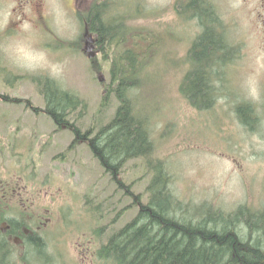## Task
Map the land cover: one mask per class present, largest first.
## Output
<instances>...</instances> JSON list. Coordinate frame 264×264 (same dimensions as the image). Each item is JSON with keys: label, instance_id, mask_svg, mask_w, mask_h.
I'll return each mask as SVG.
<instances>
[{"label": "rangeland", "instance_id": "374dc122", "mask_svg": "<svg viewBox=\"0 0 264 264\" xmlns=\"http://www.w3.org/2000/svg\"><path fill=\"white\" fill-rule=\"evenodd\" d=\"M112 1L134 14L135 4L140 5L133 22L142 31L137 45L148 58L147 77L131 94L137 96V111L142 104L152 111L151 136L172 175L174 195L226 210L240 203L263 206L264 0H209L227 40L238 49L218 70L220 82L214 88L220 96L208 110L194 108L179 91L189 65L184 56L199 31L195 20L176 13V0ZM90 2L0 0V189L20 190L36 213L41 209L49 218L51 235L59 239L53 252L63 253L66 264L80 263L88 238L104 243L137 212L129 208L112 223L132 196L104 170L86 141L75 140L68 128L55 130L32 80L47 75L84 101L85 113L79 106L69 116L82 131L90 125L97 129L112 117L118 104L113 94L101 105L110 82L109 62L92 53L93 43L92 49H81L89 40L80 38L76 12ZM241 102L255 106L254 115L246 109L243 125L235 111ZM144 169L141 159H131L116 177L125 184L139 178L129 190L143 192L149 180Z\"/></svg>", "mask_w": 264, "mask_h": 264}, {"label": "trees", "instance_id": "16d2710c", "mask_svg": "<svg viewBox=\"0 0 264 264\" xmlns=\"http://www.w3.org/2000/svg\"><path fill=\"white\" fill-rule=\"evenodd\" d=\"M176 1V13L195 20L199 30L184 56L189 65L179 91L194 108L208 110L220 96L214 88V83L220 82L218 70L231 62L238 48L227 40L226 27L209 0ZM139 7L136 3L134 14L121 11L120 2L91 0L77 8L80 38L91 36L97 54L109 62L110 82L101 105L106 106L109 94L118 102L112 117L99 128L90 125L82 131L70 121L77 107H82L80 114L85 113V103L77 95L62 89L47 75L32 79L43 95V112L53 120L55 130L68 128L75 140L86 141L104 170L132 196V202L115 214L112 223L129 208H137L129 221L95 248V264H264V204L253 207L240 203L226 210L207 201L182 200L170 188L172 175L151 136V110L142 104L143 109L137 111V96L131 94L147 77L148 58L137 45L142 31L133 22L141 11ZM246 109L255 114L250 102L236 106L242 125L246 123ZM131 159H141L145 176H149L143 192L129 190L139 178L125 184L116 177ZM25 213L18 209L13 216L22 220Z\"/></svg>", "mask_w": 264, "mask_h": 264}, {"label": "flooded vegetation", "instance_id": "af4514ba", "mask_svg": "<svg viewBox=\"0 0 264 264\" xmlns=\"http://www.w3.org/2000/svg\"><path fill=\"white\" fill-rule=\"evenodd\" d=\"M90 43L87 44L91 47ZM23 197L24 193L16 188L0 189V264H66L63 253L53 252V244L59 239L51 235L54 228L49 218L40 214L41 209L36 213L32 201ZM18 209L26 212L22 220L13 216ZM99 244L96 237L88 238L86 247L79 253V264H95L94 252Z\"/></svg>", "mask_w": 264, "mask_h": 264}, {"label": "bare ground", "instance_id": "6f19581e", "mask_svg": "<svg viewBox=\"0 0 264 264\" xmlns=\"http://www.w3.org/2000/svg\"><path fill=\"white\" fill-rule=\"evenodd\" d=\"M244 219V218H243Z\"/></svg>", "mask_w": 264, "mask_h": 264}]
</instances>
